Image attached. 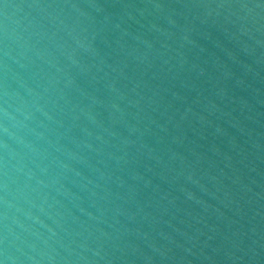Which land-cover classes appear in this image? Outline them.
I'll return each instance as SVG.
<instances>
[{
	"label": "water",
	"instance_id": "1",
	"mask_svg": "<svg viewBox=\"0 0 264 264\" xmlns=\"http://www.w3.org/2000/svg\"><path fill=\"white\" fill-rule=\"evenodd\" d=\"M0 264H264V0H0Z\"/></svg>",
	"mask_w": 264,
	"mask_h": 264
}]
</instances>
